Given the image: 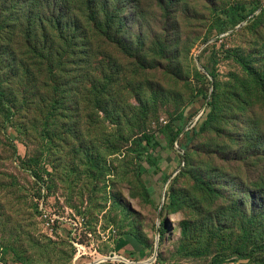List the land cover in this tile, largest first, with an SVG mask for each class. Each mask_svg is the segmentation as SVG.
I'll list each match as a JSON object with an SVG mask.
<instances>
[{"label":"rangeland","instance_id":"obj_1","mask_svg":"<svg viewBox=\"0 0 264 264\" xmlns=\"http://www.w3.org/2000/svg\"><path fill=\"white\" fill-rule=\"evenodd\" d=\"M64 10L0 0V264H264V0H131L63 40Z\"/></svg>","mask_w":264,"mask_h":264},{"label":"trees","instance_id":"obj_2","mask_svg":"<svg viewBox=\"0 0 264 264\" xmlns=\"http://www.w3.org/2000/svg\"><path fill=\"white\" fill-rule=\"evenodd\" d=\"M57 1L62 3L65 10L61 11L56 19L53 18L52 21H50V24L55 23L53 24V28L57 29L59 32L62 31V33L67 34L63 40L66 37H74L77 33L82 31V28H84L86 24H80L81 18L85 20L84 22H90V20L97 22L99 18V12L104 13L105 23L103 28L107 34H110L116 24V20L121 18L119 7L125 8L126 4L131 2V0H56V2ZM78 7L79 10H77ZM48 8H52L51 4L48 6ZM258 9L259 4H255L252 10L249 11L246 6L240 3L231 7V9L228 10V13L234 12V14L240 16L243 13H246L247 15L241 16L242 21L249 14L254 13ZM49 15L51 19L55 15V12L51 10ZM50 28L52 29L51 25ZM4 96L5 94L0 91V108L3 109L8 106V111H10L13 107L6 105V99ZM212 104L213 101L210 100L209 105ZM184 130L185 126H178L175 123V120H170L162 125L157 132L145 134L143 137V142L146 146L145 152L143 154L144 158L140 161V173L143 174V172L147 171L148 168H151L153 172L159 174L157 171V163L159 159L158 157H155V153H157L159 147H162L163 140L161 136H164V138L173 145ZM194 133H196V129L194 130ZM187 135H189V131L187 132ZM182 148L185 149L183 146ZM34 177L40 178L37 173H34ZM126 246L127 245H123L122 247L125 248ZM262 252H264V246L253 251V253L256 254ZM217 260L219 259L216 258V261Z\"/></svg>","mask_w":264,"mask_h":264},{"label":"built area","instance_id":"obj_3","mask_svg":"<svg viewBox=\"0 0 264 264\" xmlns=\"http://www.w3.org/2000/svg\"><path fill=\"white\" fill-rule=\"evenodd\" d=\"M121 263L120 264H127L124 262V260L120 261ZM138 264H141V263H138Z\"/></svg>","mask_w":264,"mask_h":264}]
</instances>
